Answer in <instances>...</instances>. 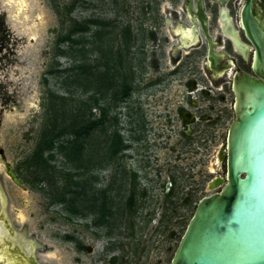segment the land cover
<instances>
[{"label": "water", "instance_id": "water-1", "mask_svg": "<svg viewBox=\"0 0 264 264\" xmlns=\"http://www.w3.org/2000/svg\"><path fill=\"white\" fill-rule=\"evenodd\" d=\"M170 5L0 0V264H264V68L234 114L228 83L187 91Z\"/></svg>", "mask_w": 264, "mask_h": 264}, {"label": "flooded vegetation", "instance_id": "flooded-vegetation-1", "mask_svg": "<svg viewBox=\"0 0 264 264\" xmlns=\"http://www.w3.org/2000/svg\"><path fill=\"white\" fill-rule=\"evenodd\" d=\"M170 4L162 13V24L166 29L165 38L168 41L172 37L175 39V43L168 53L169 59L172 63L179 64L185 51H188L185 56L201 55V62L208 76L205 78L209 85L198 84L195 80H190L186 90L192 92V90L202 87V90L197 94L215 99L216 95L213 94L211 87L219 89L228 83V90L233 97L232 111L234 114L233 83L235 75L238 72H243L258 79L260 76L253 70L254 63L255 66L261 63L264 68V0H170ZM246 14L247 20L252 22V30H255L256 33L255 38L259 40L258 49L247 36L244 27V15ZM231 28L241 43L239 50L235 46ZM206 75L204 74V76ZM194 100L189 99L188 102L192 103ZM199 105L200 102L197 101V106L193 108H198ZM207 106H203L199 110L210 107ZM181 108L180 118L184 122L183 113L186 109ZM210 109H213V105ZM192 115L194 124H199L205 119L208 120L207 116ZM184 124L185 127L189 125L186 122ZM185 131L184 128L183 133ZM11 251L13 252L10 253L18 258V253L14 249ZM27 254L30 255V252ZM33 258L34 262L39 263L34 253ZM31 262L27 261V264H32Z\"/></svg>", "mask_w": 264, "mask_h": 264}, {"label": "trees", "instance_id": "trees-1", "mask_svg": "<svg viewBox=\"0 0 264 264\" xmlns=\"http://www.w3.org/2000/svg\"><path fill=\"white\" fill-rule=\"evenodd\" d=\"M84 130V129H83ZM81 132H78V131H74L73 133H72V135H75V136H77V135H79ZM67 145H69L68 143L66 144V146ZM60 150H62V149H64L63 147H60L59 148Z\"/></svg>", "mask_w": 264, "mask_h": 264}]
</instances>
